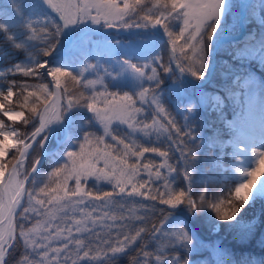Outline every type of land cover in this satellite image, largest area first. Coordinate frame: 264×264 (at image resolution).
<instances>
[{
    "label": "snow or ice",
    "instance_id": "6c2138e0",
    "mask_svg": "<svg viewBox=\"0 0 264 264\" xmlns=\"http://www.w3.org/2000/svg\"><path fill=\"white\" fill-rule=\"evenodd\" d=\"M257 2L264 12V0ZM224 4L8 0L0 8V39L24 54L0 69V81L10 74L38 80L46 74L55 89L16 80H9L6 90L0 86L3 101L12 102L13 89L20 98V110L0 102L3 115L13 125L19 121L32 129L21 131L0 121V264H9L18 248L20 258L12 264H118L145 237L156 244L155 252L145 242L135 249L131 264H191L181 255H165L169 249L190 253L196 248L190 221L214 214L216 221L242 224L248 206L264 201V151L255 149L253 165L237 170L234 190L229 188L226 196L213 193L211 199L206 191L194 196L191 164L200 138L170 110L167 81L175 80L177 71L202 77L207 42L220 27ZM112 29L130 38L115 40ZM162 36L170 46L167 59L157 51ZM0 56L15 58L8 51ZM80 109L90 115L74 118ZM120 126L127 128L123 135ZM52 136L74 147L39 181ZM173 150L182 172L171 162ZM32 151L37 155L29 168ZM181 175L184 187H177ZM89 179L111 190L89 187ZM156 216L159 224L150 223ZM258 224L264 227V212L244 225L243 236Z\"/></svg>",
    "mask_w": 264,
    "mask_h": 264
},
{
    "label": "rangeland",
    "instance_id": "374dc122",
    "mask_svg": "<svg viewBox=\"0 0 264 264\" xmlns=\"http://www.w3.org/2000/svg\"><path fill=\"white\" fill-rule=\"evenodd\" d=\"M256 5H258V11L256 10L255 12L252 10V19H254L253 23H250V31L247 33H256L258 36L257 38L252 39L250 42H247L245 44H242L243 47L248 50L246 53V56L254 60L258 66L264 65V28L261 29L262 26H264V12H260L259 8L260 5L258 2H256ZM254 12V14H253ZM248 20H244V23H246ZM237 11L235 8V0H225L224 4V11L221 16V21H220V27L217 28L216 33L213 35V39L211 41L207 42V49H206V64H208L209 61V50L212 42L215 41L217 38V35H224V34H229V33H234L237 29ZM116 35V33H114ZM112 34V38L115 40H126L129 37L128 34L126 36H123L122 38H119L118 36H114ZM240 42V41H239ZM158 54L163 56L165 59H167L169 53L162 48V46L159 45L158 49ZM191 54V53H190ZM24 56V54H23ZM232 58L231 50H226L223 53H221L219 57V62L222 65H225L227 62L226 59ZM24 59V57H23ZM22 59V60H23ZM42 59H45L42 57ZM234 60V58H233ZM143 63V61H141ZM238 69L239 73L243 76L245 74H249V76L246 75V77L242 78L241 82L239 83V86L241 87V92L236 91L237 98H233L232 95H229L231 98V102L234 111L231 113V116L225 118L223 120V126L225 128V136L220 139V144H224L227 149H228V156L231 159V164L233 168V174L238 180L240 177L238 175V169L241 168H248L253 165L254 162V155L252 150L255 149L258 152L259 151H264V143H260L257 141L259 131L261 129V125L264 124V85H257V76L254 75L253 73H248L247 70H244V66L241 65L240 61L238 62H233ZM232 71V70H231ZM205 73V69L203 71V74ZM230 72H226V74H229ZM203 76V75H202ZM195 77V76H194ZM197 78V77H195ZM236 76L232 75L230 78V82L235 80ZM200 78H198L199 80ZM8 77L1 82H3L2 87L6 90L8 87ZM43 82L47 83V81H41V80H36L34 84ZM48 84V83H47ZM49 85V84H48ZM1 86V85H0ZM169 86L172 88V108L174 110V116H176L178 122L183 125V123L186 124V119L188 116L192 115L193 113L196 112V110L199 107H205L207 106L209 109H214L218 110L220 109L223 105L228 104V101L224 99V97L214 91H209L206 93H201L199 89L196 90H191L188 89V87L185 85L184 79L181 77L175 76V80H170ZM69 87L71 88L72 85L69 84ZM50 88V87H49ZM116 89H110V91H115ZM127 90V89H124ZM14 91V96L12 99V102L9 104L7 101H3L2 97H0V102L4 103L6 107L11 108L13 110H20L18 108V98L16 96V91ZM179 98H185L186 102L188 103L187 107H183L182 104L177 101ZM191 108L192 111L189 112L188 109ZM90 114H88L85 110L80 109L77 110L76 112V117L74 118H82L86 119ZM0 121H4L7 125L10 126H15L18 128V130L21 131H31L32 129L28 126L21 125L19 121L15 122L13 125L12 121H8L7 117L3 115V111L0 110ZM89 131H97V128H89L87 129ZM127 131L126 126H120L119 128V135H123L124 132ZM97 134H103L102 129L97 131ZM109 142L110 141V138ZM155 139V138H153ZM74 145H72V148H69L68 150H72ZM243 149V150H241ZM67 150V151H68ZM177 157L179 156V153L175 152ZM237 156H239L237 158ZM10 158V157H9ZM152 160L159 161V157H156L152 154H149V157ZM157 158V159H155ZM64 162V157H61V160L59 162H54L51 163V166L48 167V169L43 170L41 173H39V181H43L46 179V174L49 172L53 167L57 166L60 163ZM27 166H29L28 161H26ZM70 184H74L73 181L69 182ZM39 186V184H38ZM87 186L89 187H100L103 188L104 190H111L110 186L107 184L101 183L100 185H96V182L92 179H89ZM253 218V215H248L245 216L244 214L240 217L241 221H243L242 224H232L231 222H228L232 227L235 228L236 233L239 232V234L243 236L244 232V225ZM259 225V224H258ZM262 227L257 228L248 236H243L244 238L248 237H253L254 234H259L262 232ZM171 226H169L168 229H165L166 231L170 230ZM220 229V226H219ZM218 231L213 230V233H217ZM212 233V234H213ZM142 245V244H141ZM140 245V247H141ZM156 244L154 248H152L155 252ZM140 249V248H139ZM194 250H200L198 246ZM150 251V250H149ZM191 253V252H190ZM213 261L214 264H219L220 261H222L220 258H218V254L216 251L212 250L211 248L208 249L207 252ZM243 253V252H242ZM259 250L257 249H252L250 252L243 253L242 259L246 258H254L256 255H258ZM138 253L137 251L134 253L133 257H137ZM142 255V253H141ZM165 255H181L183 258L189 259V253H179L172 251L169 249ZM247 255V256H246ZM132 260V259H131ZM154 260V256H153ZM191 261V264H193V261ZM256 261V260H255ZM225 264V263H224Z\"/></svg>",
    "mask_w": 264,
    "mask_h": 264
},
{
    "label": "trees",
    "instance_id": "16d2710c",
    "mask_svg": "<svg viewBox=\"0 0 264 264\" xmlns=\"http://www.w3.org/2000/svg\"><path fill=\"white\" fill-rule=\"evenodd\" d=\"M7 4L4 0H0V8L5 7ZM249 11V19L251 23H253L254 19H252L251 11ZM254 14V12H253ZM178 29V26L176 30ZM0 46H2L3 51L8 50L10 47L4 44V42L0 41ZM230 46L221 44L219 49L226 50L229 49ZM236 51H232L233 56L236 58H240L239 53L241 51V46L236 47ZM14 50V49H13ZM15 51V50H14ZM221 52V51H219ZM21 54V53H18ZM19 56V55H18ZM3 63L6 61V57L2 56ZM14 61V59H13ZM226 66H229L228 64ZM6 67V66H5ZM4 67V68H5ZM3 68V69H4ZM224 65L217 63L214 71L212 72L211 79L208 84H206L205 88H209L211 86L220 87L223 82V73L225 71ZM246 68V66H245ZM251 68L255 71L257 70L256 66H251ZM11 78L16 80L17 82H27L29 84H34L37 80L35 77H24L22 75L16 74L12 75ZM41 81H44V77ZM31 90V89H30ZM18 97V96H17ZM20 98H18L19 100ZM171 110V109H170ZM230 108L225 107L223 110L216 114L214 111H207L206 109L202 111H198L194 116L189 119V129L192 131L194 136H199V140L197 143L200 147L196 152V160L191 164V172H192V193L195 196L201 191H206L209 195V198H212V194L215 193L219 195L221 192L226 196L228 193V189L232 188L234 190L235 180L232 178V173L228 166V158L227 155L223 153L224 149L219 147L217 141L221 134L215 130L213 132V125L216 123H220L222 116L229 115ZM213 134H218L216 138H214ZM213 139H215V143H213ZM53 145V141H50L48 144V148ZM70 145H66L61 143L57 148L48 154L42 165L39 168V173L43 170L48 169L51 166V163L59 162L61 160V156L63 152L68 150ZM213 152H217L219 154L218 159H216L213 155ZM37 152L32 151L31 157L28 159L29 166L32 163V157H35ZM173 160L171 161L175 164L179 171H183V163L179 162L176 158L177 155L175 150H173ZM177 187H184L183 176L181 175L176 181ZM147 203V201L145 202ZM207 211V210H206ZM264 212V201H255L251 203L247 211L244 213L245 216L253 215L254 217H259L261 213ZM161 217L156 216L153 221L159 224ZM191 227L197 237V245L198 246H213L221 253L222 261L225 264H240L241 261H244L241 257H243V253H248L252 249H257L260 252H264V244L261 243L262 233L254 234L253 237H248L247 239L240 235L239 232L235 230L232 225L225 221H216L214 214H211V219L208 215L202 217V219L197 221H190ZM220 226L218 228L217 233H213V225ZM257 228H260V225H257ZM262 232H264V227L261 228ZM236 232H235V231ZM213 233V234H212ZM147 243V250L154 253L155 243L151 242L147 237H145V241H138L134 250L130 251L127 255H123L119 258L118 264H131V259L133 258L135 249H139L140 245L143 243ZM21 249L18 248L15 253L10 258L9 264H12V261H15L20 258ZM243 252V253H242ZM193 257H195V264H207L208 259L206 257L205 252L200 251L198 253L192 252Z\"/></svg>",
    "mask_w": 264,
    "mask_h": 264
},
{
    "label": "bare ground",
    "instance_id": "6f19581e",
    "mask_svg": "<svg viewBox=\"0 0 264 264\" xmlns=\"http://www.w3.org/2000/svg\"><path fill=\"white\" fill-rule=\"evenodd\" d=\"M247 3H248V0H242L241 1V8H244ZM208 69H211V66H209ZM261 128H262V125H261ZM52 137H55V136H52ZM263 140H264V136H262V133H260V131H259L258 141L263 142Z\"/></svg>",
    "mask_w": 264,
    "mask_h": 264
},
{
    "label": "water",
    "instance_id": "95a60500",
    "mask_svg": "<svg viewBox=\"0 0 264 264\" xmlns=\"http://www.w3.org/2000/svg\"><path fill=\"white\" fill-rule=\"evenodd\" d=\"M45 76L48 78V80H49V82H50V86H51V88H52V81H51V77H48L46 74H45ZM52 90H54V88H52Z\"/></svg>",
    "mask_w": 264,
    "mask_h": 264
}]
</instances>
